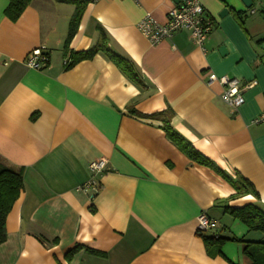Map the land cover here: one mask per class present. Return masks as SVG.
Wrapping results in <instances>:
<instances>
[{
  "label": "crops",
  "instance_id": "1",
  "mask_svg": "<svg viewBox=\"0 0 264 264\" xmlns=\"http://www.w3.org/2000/svg\"><path fill=\"white\" fill-rule=\"evenodd\" d=\"M80 1L65 50L74 4L31 0L12 22L0 0V169L22 170L23 179L0 264H248L231 240L264 235L225 210H264V124L252 123L264 111V0L250 9L240 0H199L212 22L203 50L187 31L151 45L137 29L145 15L164 24L174 0ZM101 32L141 85L102 52L87 57ZM41 47L47 66L28 68L25 57ZM207 73L254 84L233 110L221 85L205 84ZM164 122L212 166L189 160ZM100 159L106 170L90 197L78 187ZM237 181L248 189L238 193ZM203 212L216 221L206 234L229 240L219 254L207 253L196 231Z\"/></svg>",
  "mask_w": 264,
  "mask_h": 264
},
{
  "label": "trees",
  "instance_id": "2",
  "mask_svg": "<svg viewBox=\"0 0 264 264\" xmlns=\"http://www.w3.org/2000/svg\"><path fill=\"white\" fill-rule=\"evenodd\" d=\"M58 2H66L75 5V12L70 19L68 31L64 43V49L68 48V45L75 35L80 20L83 6L85 2L80 0H56ZM8 4L4 10V15L12 22H15L24 10L29 6L31 0H7ZM235 18L241 23L240 14L235 13ZM96 52H102L109 60H111L119 70L134 84L141 85V81L134 66L125 58L116 55L107 47V38L103 32L100 33L99 39L95 47L87 54V57L92 56ZM80 60V58H78ZM160 116V114H157ZM166 137L175 145L189 160L200 164L210 165L211 163L199 153H197L190 144L180 137L175 131L169 126L168 122H164L162 127ZM238 193H243L248 188L239 181L232 184ZM23 188L22 170L14 171L7 168L0 169V244L5 241V219L13 203L19 196L21 189ZM226 213L230 214L233 218L239 220L244 224L249 231L259 232L264 235V210L256 205L250 204L242 208L232 209L227 208ZM205 244L207 253L219 254L221 246L229 241L222 237L215 236L214 234L208 235L206 233L200 234ZM231 241L239 242L242 244V253L249 261L248 264H264V240L260 241H241L232 239ZM81 248L79 246L74 247L66 254V259L70 258ZM89 253L94 255H100L99 253L91 250H87Z\"/></svg>",
  "mask_w": 264,
  "mask_h": 264
},
{
  "label": "built area",
  "instance_id": "3",
  "mask_svg": "<svg viewBox=\"0 0 264 264\" xmlns=\"http://www.w3.org/2000/svg\"><path fill=\"white\" fill-rule=\"evenodd\" d=\"M96 1V0H92ZM137 1V0H133ZM174 6L167 13V20L164 24H159L150 15H145L137 24L139 32L149 41L151 45H157L163 40L170 39L178 31H187L194 43L203 50V44L207 40L212 28V22L206 16L205 10L199 0H174ZM48 54L44 47L30 51L25 57V65L30 69L40 70L48 64ZM66 59L64 65H68ZM218 83L222 86L220 96L223 103L233 110L238 109L243 103L242 93L250 88L252 83H242L236 78L222 76L216 77L212 73L205 76V84L211 86ZM253 124H264V111L252 121ZM90 177L78 190L86 193L90 197L97 190L98 177L106 170L105 161L95 160L89 163ZM216 221L201 213L197 217L196 231L204 234L214 230Z\"/></svg>",
  "mask_w": 264,
  "mask_h": 264
},
{
  "label": "water",
  "instance_id": "4",
  "mask_svg": "<svg viewBox=\"0 0 264 264\" xmlns=\"http://www.w3.org/2000/svg\"><path fill=\"white\" fill-rule=\"evenodd\" d=\"M242 2V4L244 5V7L246 9H250L252 7L253 4V0H240ZM228 10L227 9H223L220 13V16L223 17L227 14ZM219 52L223 55L225 53V48L224 47H220L219 48Z\"/></svg>",
  "mask_w": 264,
  "mask_h": 264
}]
</instances>
